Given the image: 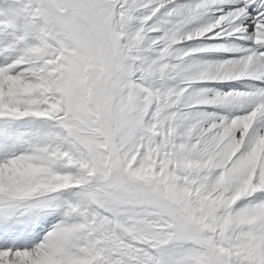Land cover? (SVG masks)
Listing matches in <instances>:
<instances>
[{
  "label": "snow or ice",
  "instance_id": "obj_1",
  "mask_svg": "<svg viewBox=\"0 0 264 264\" xmlns=\"http://www.w3.org/2000/svg\"><path fill=\"white\" fill-rule=\"evenodd\" d=\"M17 4L0 264H264V0Z\"/></svg>",
  "mask_w": 264,
  "mask_h": 264
},
{
  "label": "rangeland",
  "instance_id": "obj_2",
  "mask_svg": "<svg viewBox=\"0 0 264 264\" xmlns=\"http://www.w3.org/2000/svg\"><path fill=\"white\" fill-rule=\"evenodd\" d=\"M180 3H192L194 0H179ZM18 7L17 0H0V10L5 12H10L12 9ZM20 32H14L12 29H5L0 27V63L5 62L6 57H10L7 62H11V58H15V56L20 55V47L21 45H17V36L20 35ZM235 38L226 41H220L219 43L232 44L235 43ZM205 43H211L210 41H206ZM250 43V42H248ZM16 45L15 50H13V46ZM57 222V218L49 217L45 222H42L37 226L40 231V238H42L43 234L48 231L54 223ZM6 243L11 244L12 241H5ZM35 242H39L38 240Z\"/></svg>",
  "mask_w": 264,
  "mask_h": 264
},
{
  "label": "clouds",
  "instance_id": "obj_3",
  "mask_svg": "<svg viewBox=\"0 0 264 264\" xmlns=\"http://www.w3.org/2000/svg\"><path fill=\"white\" fill-rule=\"evenodd\" d=\"M24 90H27V89H24ZM38 171L39 169L34 167L32 164H29L27 162H22V163H19L13 166L10 175L13 178L23 179L25 177L35 176L38 173ZM37 264H55V262L48 257H44L40 259L37 262Z\"/></svg>",
  "mask_w": 264,
  "mask_h": 264
}]
</instances>
